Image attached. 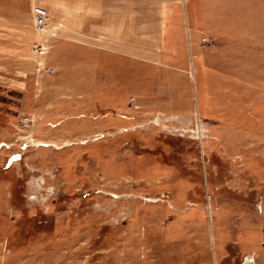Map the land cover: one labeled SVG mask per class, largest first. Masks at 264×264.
<instances>
[{
  "label": "rangeland",
  "instance_id": "obj_1",
  "mask_svg": "<svg viewBox=\"0 0 264 264\" xmlns=\"http://www.w3.org/2000/svg\"><path fill=\"white\" fill-rule=\"evenodd\" d=\"M35 4L0 0V264H264V0H183L176 63L102 81Z\"/></svg>",
  "mask_w": 264,
  "mask_h": 264
},
{
  "label": "crops",
  "instance_id": "obj_2",
  "mask_svg": "<svg viewBox=\"0 0 264 264\" xmlns=\"http://www.w3.org/2000/svg\"><path fill=\"white\" fill-rule=\"evenodd\" d=\"M182 3L183 0H43L49 11L53 73L68 65L71 80L102 81L107 79L105 73L92 70L91 65L106 67L109 58L115 59L110 62L115 65L131 63L136 67L131 71L136 76L140 63H176L178 52L174 50L178 48L173 50L167 43V35L172 18L177 13L179 17L183 15ZM4 26L5 34L24 31L13 23ZM82 64V73L76 74V68L72 71L73 66Z\"/></svg>",
  "mask_w": 264,
  "mask_h": 264
},
{
  "label": "built area",
  "instance_id": "obj_3",
  "mask_svg": "<svg viewBox=\"0 0 264 264\" xmlns=\"http://www.w3.org/2000/svg\"><path fill=\"white\" fill-rule=\"evenodd\" d=\"M34 13V22L38 30H45L49 20V11L41 4H35L32 7ZM53 72V69L51 68Z\"/></svg>",
  "mask_w": 264,
  "mask_h": 264
}]
</instances>
